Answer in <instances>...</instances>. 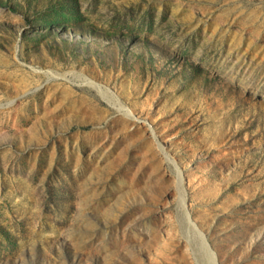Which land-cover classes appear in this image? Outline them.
Returning a JSON list of instances; mask_svg holds the SVG:
<instances>
[{
	"label": "rangeland",
	"instance_id": "374dc122",
	"mask_svg": "<svg viewBox=\"0 0 264 264\" xmlns=\"http://www.w3.org/2000/svg\"><path fill=\"white\" fill-rule=\"evenodd\" d=\"M263 145L264 0H0V264H264Z\"/></svg>",
	"mask_w": 264,
	"mask_h": 264
},
{
	"label": "trees",
	"instance_id": "16d2710c",
	"mask_svg": "<svg viewBox=\"0 0 264 264\" xmlns=\"http://www.w3.org/2000/svg\"><path fill=\"white\" fill-rule=\"evenodd\" d=\"M254 152H256V151H254ZM258 152H259V153H261V152L264 153V145H263V148H262V149H259V150H258ZM258 152H257V153H258Z\"/></svg>",
	"mask_w": 264,
	"mask_h": 264
},
{
	"label": "water",
	"instance_id": "95a60500",
	"mask_svg": "<svg viewBox=\"0 0 264 264\" xmlns=\"http://www.w3.org/2000/svg\"><path fill=\"white\" fill-rule=\"evenodd\" d=\"M187 216H188V218L189 219H191V221L194 223V221L192 220V218H191V216H190V214L187 212ZM195 224V223H194ZM196 225V224H195Z\"/></svg>",
	"mask_w": 264,
	"mask_h": 264
}]
</instances>
